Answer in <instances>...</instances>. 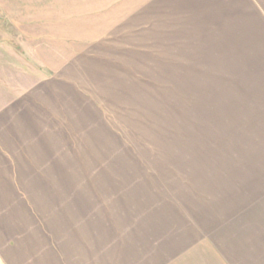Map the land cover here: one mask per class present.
I'll use <instances>...</instances> for the list:
<instances>
[{
    "label": "rangeland",
    "instance_id": "374dc122",
    "mask_svg": "<svg viewBox=\"0 0 264 264\" xmlns=\"http://www.w3.org/2000/svg\"><path fill=\"white\" fill-rule=\"evenodd\" d=\"M1 3L11 9L0 11V47L14 46L24 64L29 45L48 58L61 48L53 43L67 40L70 82L102 112L70 127L83 134L80 168L128 169L99 175L151 184L170 204L179 199L198 239L239 230L253 247L244 251L257 248L249 264H264V126L255 125L253 79L239 77L246 62L229 59L237 55L208 30L177 27L190 23L160 13L158 0Z\"/></svg>",
    "mask_w": 264,
    "mask_h": 264
},
{
    "label": "crops",
    "instance_id": "0c3cea01",
    "mask_svg": "<svg viewBox=\"0 0 264 264\" xmlns=\"http://www.w3.org/2000/svg\"><path fill=\"white\" fill-rule=\"evenodd\" d=\"M158 11L190 23L177 27L208 30L237 55L229 59L246 62L239 77L253 79L255 125L264 126V0H158ZM66 41L53 43L61 48L48 58L29 45L24 64L14 46L0 47V264H249L257 248L245 252L253 247L239 230L198 239L179 199L170 204L151 184L99 175L129 173L124 167L80 168L83 134L70 127L102 112L71 84Z\"/></svg>",
    "mask_w": 264,
    "mask_h": 264
}]
</instances>
